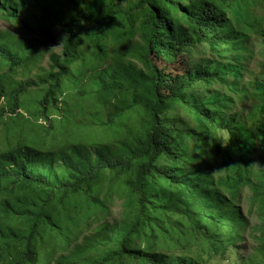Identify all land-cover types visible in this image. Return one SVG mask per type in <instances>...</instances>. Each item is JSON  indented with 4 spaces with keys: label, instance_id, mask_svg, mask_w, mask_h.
<instances>
[{
    "label": "trees",
    "instance_id": "1",
    "mask_svg": "<svg viewBox=\"0 0 264 264\" xmlns=\"http://www.w3.org/2000/svg\"><path fill=\"white\" fill-rule=\"evenodd\" d=\"M0 19V264H264V0Z\"/></svg>",
    "mask_w": 264,
    "mask_h": 264
},
{
    "label": "rangeland",
    "instance_id": "2",
    "mask_svg": "<svg viewBox=\"0 0 264 264\" xmlns=\"http://www.w3.org/2000/svg\"><path fill=\"white\" fill-rule=\"evenodd\" d=\"M0 22H2V23H4V26H5V28L4 29H7V32L8 33H14L15 31H16V34H18L20 37H22V36H24V35H27L26 37L27 38H29V34H27V33H24L23 32V34H20L19 32H18V30L16 29V28H14L13 27V25H12V22H9V21H7L6 19H0ZM16 36V35H15ZM46 65H47V62H46ZM93 147V146H92ZM93 149V148H92ZM261 160L264 162V155L261 157ZM113 199H114V201H113V211L114 212H120L121 210H122V208H121V202L118 200V196H114L113 197ZM257 221H258V219H257V217H256V215L254 214L252 217H251V221H250V223L252 224V225H255V227H256V225H257ZM256 230H255V228H254V230H253V232H249L248 234H247V238H248V242H247V246H249L250 248H253V249H255V247L256 246H258V245H262L263 244V242L262 241H256V239H255V237H256ZM241 243H243L242 241H239L238 242V244H241ZM241 253H243V254H248L249 252L247 251V250H241L240 251ZM229 254H230V252H229ZM228 254V255H229ZM240 260V258L239 257H236L235 255H229V256H226V259H222V258H218L215 262H213L212 264H235V260Z\"/></svg>",
    "mask_w": 264,
    "mask_h": 264
}]
</instances>
